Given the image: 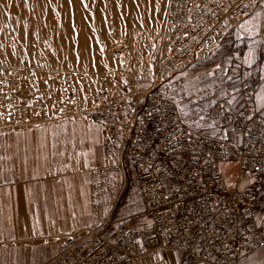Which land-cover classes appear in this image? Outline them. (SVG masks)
Instances as JSON below:
<instances>
[{"label":"built area","instance_id":"built-area-1","mask_svg":"<svg viewBox=\"0 0 264 264\" xmlns=\"http://www.w3.org/2000/svg\"><path fill=\"white\" fill-rule=\"evenodd\" d=\"M257 0H170L165 17L168 47L156 61L146 86L112 77L91 81L84 71L42 72L55 83L54 110L37 121L25 89L33 73L0 68V130L43 122L95 116L104 142L129 158L141 196V225L107 220L56 237L60 253L46 264H139V243L146 250L170 249L187 255V263L217 254L224 264L264 246V195L252 196L240 182L247 179L258 194L264 190V117L258 111L253 72L241 81L243 104L222 96L207 116L238 140L196 129L183 116L173 84L193 65L218 52L224 40L237 37L241 21ZM231 61L227 72L242 74ZM235 167L233 174L226 168ZM232 175L235 181L232 180ZM243 217L258 220L256 233L241 227ZM118 225V227H116Z\"/></svg>","mask_w":264,"mask_h":264},{"label":"crops","instance_id":"crops-1","mask_svg":"<svg viewBox=\"0 0 264 264\" xmlns=\"http://www.w3.org/2000/svg\"><path fill=\"white\" fill-rule=\"evenodd\" d=\"M220 55L230 91L239 90L236 95L226 94L235 107L243 104L242 79L259 73L253 95L264 117V0H257L252 15L239 23L237 37L224 40L216 53ZM231 61L244 66L242 74L227 72ZM175 82L173 95L179 102ZM214 125L212 121L208 126ZM238 138L231 132L227 139ZM240 186L249 188L252 196L264 195V190L257 194L247 179ZM142 205L132 161L105 145L97 117L82 115L0 130V264H46L61 251L57 236L100 227L108 219L141 225ZM258 225V220L242 218L246 232L256 233ZM139 252V264H188L186 254L164 248L147 251L143 241ZM190 264L224 262L213 253L207 261ZM239 264H264V246L244 255Z\"/></svg>","mask_w":264,"mask_h":264},{"label":"rangeland","instance_id":"rangeland-1","mask_svg":"<svg viewBox=\"0 0 264 264\" xmlns=\"http://www.w3.org/2000/svg\"><path fill=\"white\" fill-rule=\"evenodd\" d=\"M159 1L161 5L158 27L152 26L156 12L153 5L148 8L152 0H138L142 15L136 19L130 16V0L85 2L94 14L91 21L106 26L104 29L101 28L102 25L91 29L92 35L96 37V45L93 56L88 59V51L93 50L86 45L78 17L77 27L68 29L66 25L52 27L49 24L58 18L57 14L48 16L27 14L11 8L4 9L0 12V68L17 67L33 73V79L25 89V98L32 105L37 121L47 119L54 110L52 94L55 91V83H46L39 78V74L45 71H84L88 73L91 81L109 76L121 85L132 80L137 81L139 86H146L158 57L167 49L169 43L165 34L164 13L165 9L168 10L170 0ZM4 23L10 25L3 27ZM108 23L114 24L112 29H108ZM116 45L120 48L114 49ZM70 51L77 56H64ZM123 57L127 58L125 66L121 63ZM68 59L72 60L69 64L65 62ZM222 64L221 55L214 54L191 67L177 79L174 92L182 107L183 116L189 123L196 127L199 124L198 128L205 134L227 139L232 131L217 124L208 126L212 120L206 115L215 98L239 93L237 87L230 91L231 86L223 77ZM233 170L235 167H227L228 172Z\"/></svg>","mask_w":264,"mask_h":264},{"label":"bare ground","instance_id":"bare-ground-1","mask_svg":"<svg viewBox=\"0 0 264 264\" xmlns=\"http://www.w3.org/2000/svg\"><path fill=\"white\" fill-rule=\"evenodd\" d=\"M89 1L92 3L94 0H87V1L86 0H0V12L3 11L4 9H10L11 8L13 10L25 12L27 14L35 13V14H39V15H48V16L49 15L52 16V14H57L58 18L56 20L51 21V23L49 22V24H51L52 27L57 26V25H60V26L66 25V27L68 29H75L77 27V25H78L77 20L78 19H76V17H78L80 19V27H81L82 31L84 32L85 37H83V38L85 39V42L87 43L86 45H89L90 47H92L91 49L93 50V51H88V53L86 55L87 59H88L89 57L93 56V54H94L93 52L95 50V45H96L95 44V38L96 37H94V35H92L91 29L93 28V30H94V28H98L101 25H102L101 26L102 29L106 28V26L103 23L102 24L100 23L101 25H98V23L96 21H91V18L93 19L94 14L90 12L89 4H86V3H89ZM137 2H138V0H130V16L132 17V19H136L142 15V14H140V12L142 10H141L140 6L137 4ZM152 5H153L154 10L156 11L153 15V17L154 16L155 17H154V20H152L153 21L152 26L158 27V23L160 22L159 9H160L161 2L159 0H152L151 4H148V8H150L149 6H152ZM166 12H168L167 9H165V13H164L165 15H166ZM46 20H47V18H46ZM45 22H47V21H45ZM40 23H41V25H43L42 22H40ZM8 25H10V24H8ZM8 25H7V23H4V25H2V26L8 27ZM33 25H38V23H33ZM113 26H114L113 23H108V29H112ZM165 34H166V32H165ZM118 48H120L119 45H116L114 49H118ZM66 50H68V49H66ZM71 51L66 52L64 54V56L70 57V58H75L77 55L72 53ZM18 56H20V55H18ZM125 57H123L121 59V63L123 62L122 64H124L123 66H125V64H126L127 58H125ZM25 58L27 59L28 57L26 56ZM27 60H29V59H27ZM77 60H78V58H77ZM70 61H72V60H69V59L65 60V62H67V64H69Z\"/></svg>","mask_w":264,"mask_h":264},{"label":"snow or ice","instance_id":"snow-or-ice-1","mask_svg":"<svg viewBox=\"0 0 264 264\" xmlns=\"http://www.w3.org/2000/svg\"><path fill=\"white\" fill-rule=\"evenodd\" d=\"M251 55V54H250ZM181 111H183V110H181ZM201 119H203V118H201ZM200 125L199 124H197V127H199ZM137 243H139V241H137Z\"/></svg>","mask_w":264,"mask_h":264}]
</instances>
